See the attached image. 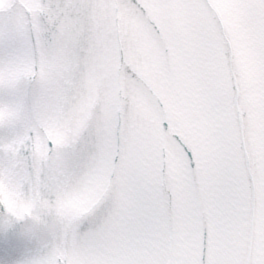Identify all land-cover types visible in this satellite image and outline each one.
Instances as JSON below:
<instances>
[{"label":"snow or ice","instance_id":"1","mask_svg":"<svg viewBox=\"0 0 264 264\" xmlns=\"http://www.w3.org/2000/svg\"><path fill=\"white\" fill-rule=\"evenodd\" d=\"M0 264H264V0H0Z\"/></svg>","mask_w":264,"mask_h":264}]
</instances>
